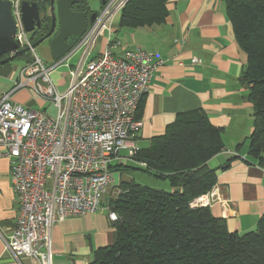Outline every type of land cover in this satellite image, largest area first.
<instances>
[{"label": "crops", "instance_id": "crops-1", "mask_svg": "<svg viewBox=\"0 0 264 264\" xmlns=\"http://www.w3.org/2000/svg\"><path fill=\"white\" fill-rule=\"evenodd\" d=\"M20 1L35 2L19 0V12ZM49 3L43 11L39 9L40 27L44 30L48 27L50 30ZM89 8L88 15L97 13ZM166 9L168 15L164 22L149 27L120 28L116 24L112 28L113 18L111 38L106 31L98 36L88 60L117 41L120 46L111 48L117 57L126 50L139 48L151 54L153 61H163L142 98L139 119L143 124L135 143L147 147L152 137L163 134L173 123L176 114L201 109L212 126L222 129L224 142V150L208 161L209 167L216 169L217 178L213 187L215 197L208 207L215 217L225 219L230 232L245 233L254 229L264 215V165L250 160L246 143L252 131V118L247 90L239 80L245 59L233 40L222 0H169ZM36 29L31 33L24 30L33 49V44L40 40L36 39L39 34ZM50 39L41 43L48 44ZM17 50H26L18 57H22L25 64L30 59L28 49ZM192 59L199 62L191 63ZM21 68L13 69L10 75L9 62L0 65V99L12 89ZM52 80L57 88L60 76L53 73ZM28 93L33 94L30 89H21L10 98L14 103L49 116L46 104L50 101L34 94L35 98L29 97ZM238 144H243L239 151L236 150ZM231 157L236 159L223 169ZM126 163L128 161H115L113 165ZM9 170V159L0 147V264H33L28 258L16 260L5 250L4 241L10 238L19 211ZM117 172L114 169L111 172L109 189L117 187L121 181H130L124 178L125 173ZM108 211L102 201V207L95 213L73 215L55 223L51 230L52 264H90L94 251L112 243L114 228Z\"/></svg>", "mask_w": 264, "mask_h": 264}, {"label": "built area", "instance_id": "built-area-1", "mask_svg": "<svg viewBox=\"0 0 264 264\" xmlns=\"http://www.w3.org/2000/svg\"><path fill=\"white\" fill-rule=\"evenodd\" d=\"M128 0H107L93 25L73 49L47 68L27 38L18 3L12 1L17 49H28L30 59L19 78L0 99V147L10 163V182L19 211L5 250L16 260L28 258L33 264H52L51 230L69 216L95 213L102 207L111 184L115 161L131 159L138 150L135 136L142 121L135 113L162 60L139 48L119 57L111 48L109 21ZM108 32L109 45L93 59L89 53L97 37ZM82 55L71 70L66 91L58 93L51 80L52 70L77 50ZM196 62V59L194 60ZM31 88H28V87ZM21 89L50 101L53 117L14 103L11 95ZM122 151H127L122 156ZM191 201V208L205 207L215 196ZM111 222L119 218L108 211Z\"/></svg>", "mask_w": 264, "mask_h": 264}, {"label": "trees", "instance_id": "trees-1", "mask_svg": "<svg viewBox=\"0 0 264 264\" xmlns=\"http://www.w3.org/2000/svg\"><path fill=\"white\" fill-rule=\"evenodd\" d=\"M168 1L128 0L119 13L118 26L160 25L168 15ZM222 2L235 45L245 59L239 80L251 106L248 155L263 166L264 0ZM242 146L238 144L236 150ZM223 150L222 129L212 126L201 109L176 114L163 134L152 137L145 148L138 146L126 161L167 181L169 192L133 180L121 181L117 185L121 192L107 200L108 210L119 218L112 222V243L94 251L90 264H264V215L254 229L239 234L230 232L225 219L215 217L208 206H190L216 184V169L210 168L208 161ZM234 159H228L222 168ZM131 165L112 164L110 168L125 173Z\"/></svg>", "mask_w": 264, "mask_h": 264}, {"label": "water", "instance_id": "water-1", "mask_svg": "<svg viewBox=\"0 0 264 264\" xmlns=\"http://www.w3.org/2000/svg\"><path fill=\"white\" fill-rule=\"evenodd\" d=\"M80 1L86 0H50V30L44 38L33 44V47L50 39L57 25V33L48 41V46L55 61L64 58L85 33L88 24L94 20L96 15L95 13L88 15L85 12L73 11L71 6ZM106 1L100 0V5L103 6ZM11 3V0H0V57L8 55L7 58L0 60V65L20 57L26 51H18L14 41L16 24L12 16ZM20 12L21 21L27 33L33 32L35 26L40 27L41 17L36 2L20 1Z\"/></svg>", "mask_w": 264, "mask_h": 264}, {"label": "rangeland", "instance_id": "rangeland-1", "mask_svg": "<svg viewBox=\"0 0 264 264\" xmlns=\"http://www.w3.org/2000/svg\"><path fill=\"white\" fill-rule=\"evenodd\" d=\"M127 2L128 1H126V3ZM126 3H125V5H126ZM88 4H89V7L93 11H98L99 8H100V0H88ZM103 6H101V7H103ZM120 11H118V12L121 13ZM119 13H116L115 17H113L114 19L112 18L113 19V23L111 22L112 20L109 21L110 26H111V23L113 24L112 28L116 27V24H117V27H118L119 17H120ZM95 20H96V16H95L94 20L88 24L87 30L90 28L91 25L94 24ZM87 30L85 32H87ZM101 35L102 34H100L99 36H101ZM97 44H98V42H97ZM34 50H35L36 55L40 58V60L42 61V63L44 64L45 67L50 68V67H52L55 64L56 61H54L53 58L50 56V51H49L50 49H49L47 43H41L38 46H35ZM95 52H96V50H95ZM81 55H82V49H79V50L75 51L69 57L68 60L64 61L63 63H60L59 65H57L52 70V72H51V80H52V74L53 73L59 75L60 79H61V82L57 85V88H56L58 93L62 94L68 88L69 83H70V75H69V73H70L71 70H74V68L77 66ZM194 60L195 59H192L191 63H195L196 64V63L199 62L197 59H196V62ZM24 62L25 61H24V59L22 57L21 58H16V59L10 61L9 62V65H10V68H11L10 75H12L14 73L15 68L19 69L21 66H23ZM28 88H31V87L29 86ZM28 96L35 98L32 93L31 94L28 93ZM46 107H47V110L49 109V112H50V113L48 112L49 116L53 117L52 115L56 112L53 104L50 103V102H47ZM140 148H145V147L141 146ZM126 152H122L121 155L125 156ZM126 164H128L129 166L131 165L130 163H126ZM117 174H118V172H117ZM123 176H124V178L126 180H133L134 182H136V184H139V185H141L143 187H148V188H151V189H154V190H165V191H167L166 188L169 189V186H168L169 184H168L167 181L161 180V179H156L152 175L148 174L147 172L141 171L140 169H137V168H135L133 166H132L131 169H127V172H125V174H123ZM120 192H121V190L118 189L117 187L110 188L104 195L103 205L104 204L107 205V200H108L109 197H112L113 199H115ZM167 192H169V191H167ZM204 195H206V194H204ZM212 195L215 196V190L212 192ZM201 196H203V195H201ZM21 261L23 262V259H21Z\"/></svg>", "mask_w": 264, "mask_h": 264}, {"label": "flooded vegetation", "instance_id": "flooded-vegetation-1", "mask_svg": "<svg viewBox=\"0 0 264 264\" xmlns=\"http://www.w3.org/2000/svg\"><path fill=\"white\" fill-rule=\"evenodd\" d=\"M36 3H37V5H38V7H39V9L40 10H42L43 11V9H45V7H46V5H48V3L50 2L49 0H34ZM89 5H88V0H86V1H80L78 4H76V5H72L71 6V9L73 10V11H78V12H85L86 14H88V12H89V10H88V7ZM90 9V8H89ZM100 10V9H99ZM98 10V11H99ZM98 11H97V13H98ZM97 13H96V15H97ZM39 15L41 16V14L39 13ZM95 15V16H96ZM43 27V26H42ZM35 28H37L36 30H35V32L37 33H39L38 35H37V37H36V39L37 40H39V39H42V38H44V36H45V34L48 32V30H49V27H48V29L47 30H44V27L43 28H41V27H35ZM41 28V29H40ZM42 30V31H41ZM57 25H56V27H55V30H54V32H53V34L50 36V38L51 37H53V36H55L56 35V33H57ZM8 57V55H4V56H1L0 57V60H2V59H5V58H7Z\"/></svg>", "mask_w": 264, "mask_h": 264}]
</instances>
